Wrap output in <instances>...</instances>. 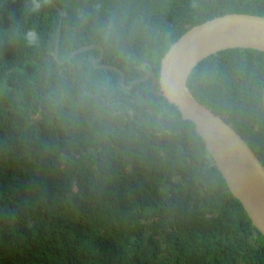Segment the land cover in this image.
<instances>
[{
    "label": "trees",
    "instance_id": "obj_1",
    "mask_svg": "<svg viewBox=\"0 0 264 264\" xmlns=\"http://www.w3.org/2000/svg\"><path fill=\"white\" fill-rule=\"evenodd\" d=\"M264 0H0V264H264V237L201 138L148 89L185 29ZM60 19L53 58L55 29ZM185 84L264 166V51L228 47ZM254 229L251 237L249 234Z\"/></svg>",
    "mask_w": 264,
    "mask_h": 264
},
{
    "label": "water",
    "instance_id": "obj_2",
    "mask_svg": "<svg viewBox=\"0 0 264 264\" xmlns=\"http://www.w3.org/2000/svg\"><path fill=\"white\" fill-rule=\"evenodd\" d=\"M60 21L58 19L56 24L53 44L55 60ZM92 46L98 48V53L90 57L91 65L114 70L118 74L121 88H128L132 83L148 78L149 91L163 96L175 106L182 119L192 122L228 191L240 203L252 228L257 229L264 237V166L244 138L220 116L196 100L185 84L186 77L196 62L216 50L249 47L264 51V15L229 11L214 14L189 26L159 57L156 89L155 76L147 61L139 63V67L144 70L141 75L124 83L123 73L118 67L99 62L102 49L93 42L75 47L59 62L68 60L79 49Z\"/></svg>",
    "mask_w": 264,
    "mask_h": 264
}]
</instances>
